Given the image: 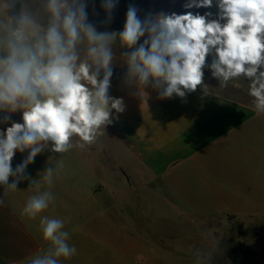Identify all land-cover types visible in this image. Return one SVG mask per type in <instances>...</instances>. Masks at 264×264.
<instances>
[{"label": "crops", "instance_id": "0c3cea01", "mask_svg": "<svg viewBox=\"0 0 264 264\" xmlns=\"http://www.w3.org/2000/svg\"><path fill=\"white\" fill-rule=\"evenodd\" d=\"M126 72L127 65L111 79L108 93L122 99L124 110H112V123L95 144L66 153L45 149L27 166L18 189L0 185V264H29L47 251L40 216L62 219L76 248L60 264H190L175 260L190 248L171 239L164 246L144 244V216L172 225L264 218V113L253 102L201 86L183 98H161L149 84L140 95ZM13 122H23L20 112L0 130ZM27 155L17 152L13 169ZM49 167L51 185L43 180ZM45 190L53 194L49 207L35 219L24 216L26 201ZM144 190H161L151 204L159 199L168 213H144Z\"/></svg>", "mask_w": 264, "mask_h": 264}, {"label": "clouds", "instance_id": "9594fccd", "mask_svg": "<svg viewBox=\"0 0 264 264\" xmlns=\"http://www.w3.org/2000/svg\"><path fill=\"white\" fill-rule=\"evenodd\" d=\"M117 3L102 0L101 7L110 16ZM213 3L188 0L184 8ZM17 4L18 13L10 15ZM215 4V19L211 12L187 11L143 20L130 5L121 31L99 32L88 22V0H0V123L16 112L23 121L0 130V185L18 189L27 166L45 149L66 153L95 144L112 123V110H124L122 99L108 94L117 42L128 49L122 53L125 77L140 95L149 84L161 98H183L198 86L205 91L204 68L212 56L207 66L220 86L245 77L255 110L264 113V0ZM26 150L27 158L13 169L15 154ZM53 176L49 167L43 180L51 185ZM52 200L51 191L38 192L22 214L35 219ZM39 227L49 247L29 264H60L76 253L62 219L40 216Z\"/></svg>", "mask_w": 264, "mask_h": 264}, {"label": "rangeland", "instance_id": "374dc122", "mask_svg": "<svg viewBox=\"0 0 264 264\" xmlns=\"http://www.w3.org/2000/svg\"><path fill=\"white\" fill-rule=\"evenodd\" d=\"M188 0H118L117 6L110 16L101 7L102 0H88V22L96 26L97 31H121L124 27L126 12L130 5L137 8L138 17L143 20L148 15L161 12L184 14L191 11L201 15L211 12L209 19L217 18L218 8L215 4L211 8H184ZM147 36L141 38L142 43ZM128 49L114 45L113 77L125 66L122 53ZM212 56L207 57L204 68L203 84L206 88L245 102H253L249 95V81L241 76L228 82L227 86H220V81L211 74ZM102 78V76H101ZM156 191H158V194ZM144 213H168V206L159 199L151 204L150 197L161 198V190H144ZM165 216V214L163 215ZM144 244L164 246L172 240L176 247L190 248L189 253H176L175 260L184 259L190 264H264V218H226L215 219L208 225L195 221H174L162 217L157 220L144 216ZM151 229V236L146 230ZM180 257V258H179ZM184 262V261H183Z\"/></svg>", "mask_w": 264, "mask_h": 264}]
</instances>
